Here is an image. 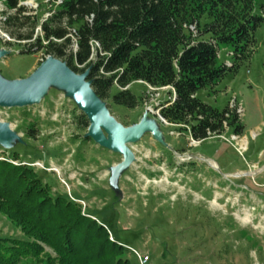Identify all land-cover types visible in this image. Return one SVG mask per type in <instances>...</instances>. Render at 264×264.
<instances>
[{
  "label": "rangeland",
  "instance_id": "374dc122",
  "mask_svg": "<svg viewBox=\"0 0 264 264\" xmlns=\"http://www.w3.org/2000/svg\"><path fill=\"white\" fill-rule=\"evenodd\" d=\"M21 2L31 7L46 0ZM3 9L0 0V49L12 52L0 61V74L26 77L41 55L22 52L13 39L12 45L5 42L10 32L1 26ZM255 37L253 53L237 71H229L214 90L199 92L221 110L243 108L241 135L227 127L222 135L195 140L153 112L169 98L167 87L134 82L131 89L144 97L142 104L127 109L112 103L111 113L128 126L152 109L164 141L147 132L130 144L136 160L120 176L118 190L110 177L123 155L93 140L82 144L88 130L78 122L82 111L65 91L52 87L40 104L0 107V120L25 138L12 148L0 144V159L32 165L55 194L73 198L103 223L137 263L132 249L148 254L147 264H264V21ZM220 59L233 61L228 48H221ZM0 236L24 233L0 213Z\"/></svg>",
  "mask_w": 264,
  "mask_h": 264
},
{
  "label": "trees",
  "instance_id": "16d2710c",
  "mask_svg": "<svg viewBox=\"0 0 264 264\" xmlns=\"http://www.w3.org/2000/svg\"><path fill=\"white\" fill-rule=\"evenodd\" d=\"M3 1L1 26L10 32L5 42L13 39L42 60L53 55L76 72L90 68L92 86L109 107L141 105L134 82L167 87L159 115L191 138L222 135L227 127L243 134L236 108L221 110L199 92L214 90L251 56L264 0H49L36 9ZM222 47L233 56L230 63L220 59ZM78 122L90 124L83 112ZM28 135L35 136L33 127ZM90 140L84 136L82 144ZM42 177L32 165L0 159V213L24 233L0 236V264H139L103 223L73 198L55 194Z\"/></svg>",
  "mask_w": 264,
  "mask_h": 264
},
{
  "label": "water",
  "instance_id": "95a60500",
  "mask_svg": "<svg viewBox=\"0 0 264 264\" xmlns=\"http://www.w3.org/2000/svg\"><path fill=\"white\" fill-rule=\"evenodd\" d=\"M11 52V49H0V61ZM89 74L90 68L76 72L66 61L49 55L26 77L10 79L0 74V107L22 108L40 104L52 87L65 91L89 120L84 136L91 137L103 148L123 155L122 161L112 167L110 177L111 185L119 190L120 176L136 160L130 144L139 141L147 132L164 141L162 130L148 109L138 122L128 126L120 122L95 91ZM17 142L25 143V140L9 122L0 120V144L4 148H12Z\"/></svg>",
  "mask_w": 264,
  "mask_h": 264
},
{
  "label": "built area",
  "instance_id": "2783aa9c",
  "mask_svg": "<svg viewBox=\"0 0 264 264\" xmlns=\"http://www.w3.org/2000/svg\"><path fill=\"white\" fill-rule=\"evenodd\" d=\"M46 1H49V0H46ZM62 0H56V2L57 3H60ZM25 4V3H24ZM38 5L39 4H36V5H34V6H31V7H33V8H37L38 7ZM51 15V12H47L45 15H44V18L42 19V21H44L48 16H50ZM38 30H40V27L38 28ZM42 57H41V61H42ZM149 88H151V89H155V87H153V86H151V85H149ZM166 88V87H165ZM236 109H237V111L239 112V113H241V112H243V108L241 107H236ZM148 111H153L152 109L150 110V108H148ZM155 114H158L159 115V109L158 108H156V110L155 111H153ZM160 116V115H159ZM161 119L163 120V118L161 117ZM130 249H132V248H130ZM135 253H136V255H137V257H138V259H139V263L140 264H147L148 262H149V260H150V257L148 256V254H143V253H140L138 250H136V249H132Z\"/></svg>",
  "mask_w": 264,
  "mask_h": 264
},
{
  "label": "bare ground",
  "instance_id": "6f19581e",
  "mask_svg": "<svg viewBox=\"0 0 264 264\" xmlns=\"http://www.w3.org/2000/svg\"><path fill=\"white\" fill-rule=\"evenodd\" d=\"M212 164L214 165V166H216V163H214V162H212ZM162 184V183H161ZM164 184H165V182H164ZM159 185V184H158ZM163 185V184H162ZM170 185V184H169ZM167 186V185H166ZM165 187V186H164Z\"/></svg>",
  "mask_w": 264,
  "mask_h": 264
}]
</instances>
